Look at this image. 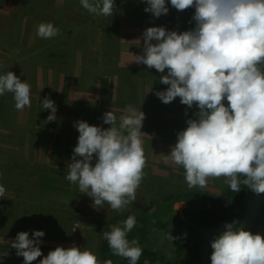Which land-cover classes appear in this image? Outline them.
<instances>
[{"label": "clouds", "instance_id": "9594fccd", "mask_svg": "<svg viewBox=\"0 0 264 264\" xmlns=\"http://www.w3.org/2000/svg\"><path fill=\"white\" fill-rule=\"evenodd\" d=\"M79 2L99 16L112 15L116 5V0ZM141 2L155 18L169 13V0ZM170 4L178 11L194 8L195 27L183 32L149 27L142 37L143 55H135L137 64L161 74L167 70L160 83L169 87L156 93L162 103L179 97L188 109H198L177 133L164 163L182 166L190 189L205 188L209 178L225 177L224 183L233 192L239 193L243 185L256 194L264 193V0H170ZM58 35L59 29L51 22L37 28L42 39ZM5 93L13 94L18 111L31 106L30 84L12 71L0 74V97ZM42 108L51 110L49 122L56 120L53 100L44 98ZM124 112L119 120L113 110L106 112L102 121L111 125L107 129L83 120L74 123L78 143L65 179L78 184L97 209L105 202L115 211L127 208L136 200L145 176L142 128L146 115L132 105ZM5 191L0 184V197ZM237 223L226 224V230L212 241L211 264H264V236L236 228ZM134 227L136 217L129 215L122 225L102 233L113 254L129 264H138L143 251L139 241L128 239ZM45 235L41 230L33 231L31 238L28 232L17 234L11 247L23 257V264L42 257ZM165 238L171 243L174 239L172 235ZM39 264L99 262L93 251L72 246L57 247Z\"/></svg>", "mask_w": 264, "mask_h": 264}, {"label": "rangeland", "instance_id": "374dc122", "mask_svg": "<svg viewBox=\"0 0 264 264\" xmlns=\"http://www.w3.org/2000/svg\"><path fill=\"white\" fill-rule=\"evenodd\" d=\"M69 3L80 4L79 0H0V74L12 71L31 86V106L22 111L15 108L12 93L0 97V173H6L9 167L35 171L43 177L35 188L39 196L78 207L71 229L58 238H53V231L46 228L40 245L43 255L33 263L39 264L48 255L45 250L78 246L93 251L99 264H104L99 257L100 243L112 218L107 212L114 210L110 207L103 212L106 202L98 209L93 207V200L87 193H82L78 184L65 179L73 149L78 143L79 133L74 123L83 120L107 129L111 125L103 124V115L113 110L118 116L119 106H122L115 97L120 95L130 99L132 96L136 103H144L147 100L144 99V87L163 85L157 81L135 79L139 70L148 68L135 62L136 56L143 55L144 31L162 26L165 19L173 23L174 16L180 19L177 23L179 32L191 30L195 27L192 21L195 9L178 11L169 0V13L155 18L144 11L147 5L141 0H116L115 9L109 16L81 10V15L76 14L81 19L95 16L82 23L71 20L76 12L68 7ZM47 22L59 29L58 36L50 39L37 36L38 26ZM137 90L143 91L142 98L135 95ZM49 97L57 99L56 120L52 121L58 123L56 128L47 126L51 122L42 108V100ZM164 107L162 104L161 108L171 117L181 112ZM120 108L124 110L125 106ZM146 138L149 141L155 136ZM144 152L145 176L136 191V200L119 212L140 213L165 196L184 195L189 191L216 193L225 184V177H212L219 182L190 189L184 180L183 168L161 162L155 147L147 146ZM0 184L5 189L11 187L2 177ZM247 203L249 210L236 228L264 236V193L249 197ZM40 205L34 202L30 214L46 220V207ZM186 208L185 202H179L167 203L162 210L170 212L173 209L183 216ZM225 225L199 227L205 236L202 264H211V243L226 230ZM30 226L6 222L0 227V260H8L9 264L23 262V257L17 256L11 243L18 233H29ZM172 229L175 232L174 247L165 238L170 236L169 228L155 231L150 228L147 230L152 231L145 235L143 243L139 241L141 248L159 247L169 260L184 256L191 250L193 241L183 233L179 234L175 227Z\"/></svg>", "mask_w": 264, "mask_h": 264}, {"label": "trees", "instance_id": "16d2710c", "mask_svg": "<svg viewBox=\"0 0 264 264\" xmlns=\"http://www.w3.org/2000/svg\"><path fill=\"white\" fill-rule=\"evenodd\" d=\"M69 8H73L68 4ZM79 7V6H78ZM75 14H80L75 9ZM81 15V14H80ZM173 23L170 20L165 19L162 27L168 30L178 31L177 23L180 19L174 16ZM76 22H87L88 19H81L74 17L71 19ZM167 20V23H166ZM172 25V26H171ZM165 73H159L155 68H147L139 70L135 79L138 80H150L160 82L161 75ZM134 79V80H135ZM168 85L162 86H149L147 88L148 95L159 104L158 108L164 104L157 97L156 93L164 91L168 88ZM54 102L57 100L55 97H49ZM227 103V101H225ZM164 108H174L181 110L178 116H182L187 120L194 117V112L198 109H188L186 105L180 103V98L170 104H164ZM174 106V107H173ZM46 116L50 115L49 109L46 110ZM187 112V115H186ZM49 128L58 127V123L51 122L47 125ZM2 180L8 183L11 187L6 189L3 197H0V227L6 223L31 224L27 229L30 234L35 230H41L46 232V228L51 229L53 238H58L61 234H64L71 229V223L75 219L78 211V207L73 204H63L50 199H45L39 196L35 191L36 186L40 184L43 177L35 171L26 170L25 168L18 167L7 168L6 173H2ZM216 179L209 178L207 186L216 183ZM219 182V181H217ZM257 195L246 186H241L239 193L231 191L226 184H222L220 191L214 193L198 194L195 191H189L184 195H169L161 198L154 205L146 206L140 213H122L119 211L107 212L110 208L109 204L105 206L103 212H107L112 216L108 227L105 231H110L113 225H122L123 221L127 219L129 215H135L136 227L128 233V239L138 240L143 243L145 235L152 230L167 229L170 236H174L175 232L173 227L177 229L179 234L192 240L191 250L184 256H179L176 259L169 260L164 252L159 247H144L142 248V256L138 261V264H155L157 262L164 264H202L203 244L205 243V236L199 231V227L212 228L220 223H232L234 221H241L249 210L248 198ZM87 198V197H86ZM32 200V202H30ZM40 203V206L46 207L47 215L46 220H42L38 217L31 216L30 210L32 205ZM185 202L187 208L181 216L179 213H175L173 209L169 212L165 209L162 210L167 203H179ZM104 214V213H103ZM29 215V216H28ZM27 216V217H26ZM29 218V219H28ZM188 221V222H187ZM152 230H147V229ZM154 228V229H153ZM177 233V234H178ZM178 236V235H177ZM99 257L101 262L111 260L112 264H129V261L125 258L116 256L108 246V242L102 238L99 249Z\"/></svg>", "mask_w": 264, "mask_h": 264}, {"label": "crops", "instance_id": "0c3cea01", "mask_svg": "<svg viewBox=\"0 0 264 264\" xmlns=\"http://www.w3.org/2000/svg\"><path fill=\"white\" fill-rule=\"evenodd\" d=\"M69 4L79 12L81 10L82 11L84 10L81 4H75V3H69ZM73 16L76 17V14ZM74 17L71 16L72 19H74ZM94 17L95 16L89 15L88 17H86V19H92V18L94 19ZM155 86H162V85H155ZM144 91H145L144 99H147L144 103H142L141 101L140 103H136L134 101V97L132 96H130V99L120 95L115 98L118 102H121L122 106L124 105L125 108L128 105H132L137 110H142L145 113L146 119L143 122L142 132L145 133L146 135L142 136L143 149L147 148V146L155 147V149H157L158 159L161 158L163 160L161 162H164V158H165L164 155L170 154L171 147L174 146L175 143L177 142V133L179 131L184 130L187 127V123H186L187 119L178 115L173 117L167 115L163 108H158V105L154 104L156 101L155 99L153 100L148 95L147 87L146 89L144 87ZM136 94H139V96L142 98L143 91L137 90L135 95ZM122 106H119L120 112L118 113L117 116L118 120L121 115L125 114L124 110H121L120 108ZM148 136H153V137L155 136V138L147 141L146 137ZM167 164L182 168V166L177 165L171 161ZM45 253H49L48 250H45ZM9 263L10 262L8 260L5 261L3 259L0 260V264H9ZM20 264H23V262ZM33 264H38V263H33Z\"/></svg>", "mask_w": 264, "mask_h": 264}]
</instances>
